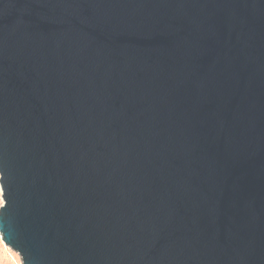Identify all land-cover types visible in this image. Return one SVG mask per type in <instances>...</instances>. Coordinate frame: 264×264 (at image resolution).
Segmentation results:
<instances>
[{
  "label": "water",
  "instance_id": "water-1",
  "mask_svg": "<svg viewBox=\"0 0 264 264\" xmlns=\"http://www.w3.org/2000/svg\"><path fill=\"white\" fill-rule=\"evenodd\" d=\"M0 188L22 264H264V0H0Z\"/></svg>",
  "mask_w": 264,
  "mask_h": 264
},
{
  "label": "rangeland",
  "instance_id": "rangeland-1",
  "mask_svg": "<svg viewBox=\"0 0 264 264\" xmlns=\"http://www.w3.org/2000/svg\"><path fill=\"white\" fill-rule=\"evenodd\" d=\"M0 264H19L17 258H15L14 252L11 251L10 249L4 248L1 242H0Z\"/></svg>",
  "mask_w": 264,
  "mask_h": 264
},
{
  "label": "bare ground",
  "instance_id": "bare-ground-1",
  "mask_svg": "<svg viewBox=\"0 0 264 264\" xmlns=\"http://www.w3.org/2000/svg\"><path fill=\"white\" fill-rule=\"evenodd\" d=\"M2 203H3V199H2V197H1V188H0V206L2 205ZM0 242L3 244V247L4 248H7V249H10L11 251H13L14 252V255H15V258H17V261L19 262V264H22V261H21V259H20V255L18 254V252L17 251H15V250H13V249H11L4 241H3V239H2V235H1V233H0Z\"/></svg>",
  "mask_w": 264,
  "mask_h": 264
}]
</instances>
